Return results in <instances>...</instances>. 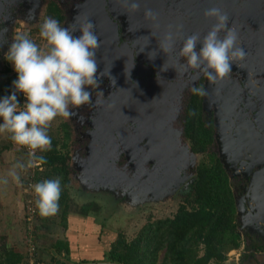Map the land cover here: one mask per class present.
<instances>
[{"label":"flooded vegetation","instance_id":"af4514ba","mask_svg":"<svg viewBox=\"0 0 264 264\" xmlns=\"http://www.w3.org/2000/svg\"><path fill=\"white\" fill-rule=\"evenodd\" d=\"M139 3V11L128 12L124 0H0V98L16 77L5 59L16 32H27L37 43L46 17L62 27L75 22L77 28L89 19L100 40L98 71L109 69L115 80L103 77L98 89H89L91 104L60 117L59 148L65 144L69 196L84 201L116 196V205L127 201L133 208L176 201L181 206L193 199L202 164L215 162L233 194L240 237V246L228 252L224 264H258V253L264 262V0ZM212 7L228 15L229 27L247 53L239 67L234 63L231 74L214 84L178 56L183 39L193 33L203 37L216 22L204 16ZM147 8L158 13L156 21L145 19ZM169 32L174 45L165 53L159 44ZM193 84L203 85L208 96L193 95ZM221 145L228 147L229 168L220 158ZM163 146L173 152L166 147L164 155ZM56 177L62 181V174ZM252 181L255 194L249 190ZM252 196L262 210L251 209ZM115 204L102 207L113 211Z\"/></svg>","mask_w":264,"mask_h":264},{"label":"clouds","instance_id":"9594fccd","mask_svg":"<svg viewBox=\"0 0 264 264\" xmlns=\"http://www.w3.org/2000/svg\"><path fill=\"white\" fill-rule=\"evenodd\" d=\"M128 12L140 10L139 0H124ZM205 17L215 18V23L203 37L193 33L183 39L178 56L186 58V67L200 70L210 84L228 77L232 65L244 60L247 53L239 46L234 27H229V17L218 7L204 12ZM145 19L156 21L158 13L147 8ZM30 19L33 18L31 15ZM95 24L89 19L76 27L75 22L68 27L51 17L40 24L39 36L44 45L40 46L24 31H18L5 53V59L13 65L17 78L12 81L13 91L0 98V134H9V139L28 149V159L17 161L7 173L0 177V184L7 185L9 177L20 184L18 170L26 171L47 163L45 156L37 152L51 150L52 140L48 134L51 123L58 116L68 118L75 114L70 109H78L91 104L92 91L98 89L103 77L110 76L109 69L98 71L97 50L100 40L95 32ZM6 31V29H5ZM79 31L81 35L73 33ZM221 32L224 35L221 37ZM201 47L197 50V45ZM174 45L171 32L159 44L168 53ZM150 58H154L150 56ZM193 95L207 97V89L201 85L190 88ZM17 93L25 97L20 104ZM99 101H97L98 103ZM189 115H195L190 111ZM35 207L41 217H50L60 211L62 192L61 178L46 179L32 186ZM102 262V261H101Z\"/></svg>","mask_w":264,"mask_h":264},{"label":"trees","instance_id":"16d2710c","mask_svg":"<svg viewBox=\"0 0 264 264\" xmlns=\"http://www.w3.org/2000/svg\"><path fill=\"white\" fill-rule=\"evenodd\" d=\"M12 91L10 82L5 86L3 95H10ZM20 96L19 93L18 100L22 99ZM51 140V150L39 152V155L45 156L47 160L43 165L48 170V178L62 174L59 203L64 206L62 219L67 226L70 196L63 151L65 144L61 150L59 138L52 137ZM38 180L42 179L39 177ZM187 202L179 207L173 217L148 222L133 240L127 241L119 236L105 253L106 258L118 264H224L228 252L240 246V237L235 231L233 194L220 164H202L194 197ZM33 232L36 233V230ZM32 237L35 245L34 264H42L38 236ZM8 244H0V264H30L29 240L28 249L24 252L18 246ZM53 247L59 255L65 254L57 264H74L70 256L72 248L69 239H58ZM162 250L165 253L162 261H159Z\"/></svg>","mask_w":264,"mask_h":264},{"label":"rangeland","instance_id":"374dc122","mask_svg":"<svg viewBox=\"0 0 264 264\" xmlns=\"http://www.w3.org/2000/svg\"><path fill=\"white\" fill-rule=\"evenodd\" d=\"M41 39L37 44L43 46L44 41ZM15 76L16 79V72ZM20 95L22 98L24 97L22 93ZM60 120L61 118L58 116L52 121L51 127L48 129L51 138L61 139V133H58ZM0 123H2V119H0ZM6 146L10 147L6 148ZM0 154H2L0 177H3L17 161L23 162L28 159L26 148L15 145L7 133L0 134ZM37 154L39 155V151ZM200 158L204 161L208 160L205 156H200ZM212 160L215 161V157ZM18 172L20 175L19 185L10 177L7 185L0 184V244L4 245L7 242L8 246L16 245L24 252L28 249L27 242L31 232L35 229L36 233L33 232V234L38 236L39 257L42 264H57L58 260L65 257L64 253L59 255L53 247L58 239H69L71 242L72 254L70 256L74 264L109 261L105 253L119 236L124 237L127 241L133 240L148 222L173 217L181 203L176 201L152 207L148 205L149 207L127 208L128 206L115 204L118 202L116 196L107 200L105 196L97 195L98 201H84L70 194L67 226L62 219L64 206L60 203V211L56 215L41 217L38 214L30 221L26 216V205L31 194L28 192L30 191L28 187L31 183L34 185L50 178L47 177L48 170L41 165L26 171L18 170ZM39 177L42 179L41 181L38 180ZM54 178L56 176H52V179ZM104 203L107 208L115 204L114 210H106L102 207ZM164 253L165 250L159 253V261H162Z\"/></svg>","mask_w":264,"mask_h":264},{"label":"water","instance_id":"95a60500","mask_svg":"<svg viewBox=\"0 0 264 264\" xmlns=\"http://www.w3.org/2000/svg\"><path fill=\"white\" fill-rule=\"evenodd\" d=\"M159 130V129H158ZM156 133H159V132H156ZM163 134H161V133H159V134H157V136L158 137H160V136H162ZM163 137V136H162ZM174 142H175V139L173 140ZM222 144V143H221ZM170 146V145H169ZM167 148H168V146H166ZM166 147H162L161 149H162V153L165 155V148ZM170 148V147H169ZM167 149V152H168V150H169V152H173V150L171 151L170 149ZM227 146L226 147H224V146H222L221 145V148H220V158L222 159V161H223V163L226 165V167L227 168H229V166H228V163H227V161H226V159H227V157H228V151H226L227 150ZM173 155V154H172ZM194 157L195 156V154L194 153H192V155H190V157ZM249 190L250 191H252L253 192V194H255L256 192H257V185H256V182H254V181H252L251 183H250V187H249ZM259 193V192H258ZM252 198V200H254V196H252L251 197ZM259 202V201H258ZM258 202H255V200H254V203H255V205H252V204H250L249 206L251 207V209L252 210H257V209H260V210H262V206H263V204H262V206L260 205V202L258 203ZM242 202L240 201V200H238L237 201V208H238V210H239V213H241V209H242ZM123 206L124 207H126V206H128L127 208H132V206H131V203L130 202H128L127 203V201L126 202H124L123 203ZM135 208V207H134ZM137 208V207H136ZM261 253H258V254H256V256H255V259H256V261L258 262V264H264V262H262V257H261ZM78 264H118V263H116V262H110V261H100V262H87V263H78Z\"/></svg>","mask_w":264,"mask_h":264},{"label":"built area","instance_id":"2783aa9c","mask_svg":"<svg viewBox=\"0 0 264 264\" xmlns=\"http://www.w3.org/2000/svg\"><path fill=\"white\" fill-rule=\"evenodd\" d=\"M19 102H20L21 105H23L24 97L21 100H19ZM26 150L28 151L27 148H26ZM32 186L33 185L31 183L30 186L28 187V189L30 190L28 192L31 193V194H30V199L28 200L27 205H26V210H27L26 216H27V219L30 220V221H32L34 219V217L38 215V210L35 207V194H34ZM32 235L35 237V235L33 234V231L31 232V235H30V238H29L30 247H29L28 260H29L30 264H34L35 263V252H34L35 245H34V242H33Z\"/></svg>","mask_w":264,"mask_h":264},{"label":"crops","instance_id":"0c3cea01","mask_svg":"<svg viewBox=\"0 0 264 264\" xmlns=\"http://www.w3.org/2000/svg\"><path fill=\"white\" fill-rule=\"evenodd\" d=\"M9 147H10V146H6V148H9ZM1 155H2V154H0V158H1Z\"/></svg>","mask_w":264,"mask_h":264}]
</instances>
